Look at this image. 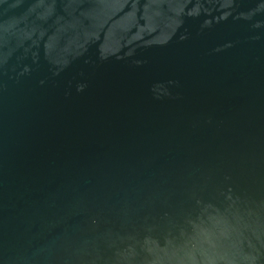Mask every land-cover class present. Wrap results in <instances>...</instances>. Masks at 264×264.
I'll use <instances>...</instances> for the list:
<instances>
[{
    "label": "water",
    "instance_id": "95a60500",
    "mask_svg": "<svg viewBox=\"0 0 264 264\" xmlns=\"http://www.w3.org/2000/svg\"><path fill=\"white\" fill-rule=\"evenodd\" d=\"M0 264H264V0H0Z\"/></svg>",
    "mask_w": 264,
    "mask_h": 264
}]
</instances>
